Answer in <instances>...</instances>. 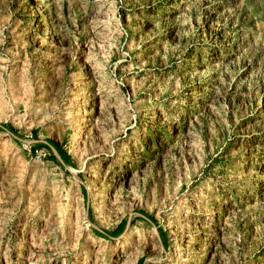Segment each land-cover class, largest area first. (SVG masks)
Masks as SVG:
<instances>
[{"label": "rangeland", "instance_id": "rangeland-1", "mask_svg": "<svg viewBox=\"0 0 264 264\" xmlns=\"http://www.w3.org/2000/svg\"><path fill=\"white\" fill-rule=\"evenodd\" d=\"M0 126V264H264V0H0Z\"/></svg>", "mask_w": 264, "mask_h": 264}, {"label": "trees", "instance_id": "trees-1", "mask_svg": "<svg viewBox=\"0 0 264 264\" xmlns=\"http://www.w3.org/2000/svg\"><path fill=\"white\" fill-rule=\"evenodd\" d=\"M0 129H4V130L8 129L9 131H12L11 128L8 126H0ZM45 146L47 148H50L55 153L56 157L59 159V160H56V158L54 156H52L51 159L55 163H57L59 165L60 163L65 164V162L66 163L69 162V158L66 156L65 152L63 150H61L60 146L57 143L52 142V141H47ZM140 215H142V214H140ZM142 218L153 225L152 220L148 216H142ZM120 230H121V227H116L112 232H110L109 235L117 234L118 232H120ZM156 233L160 237V232L158 230L156 231ZM101 235H103L105 237H109L108 234H106V233H101ZM138 263H140V262L138 261Z\"/></svg>", "mask_w": 264, "mask_h": 264}]
</instances>
